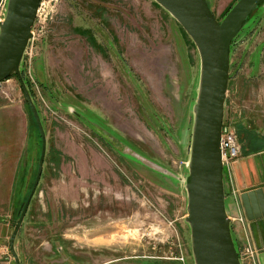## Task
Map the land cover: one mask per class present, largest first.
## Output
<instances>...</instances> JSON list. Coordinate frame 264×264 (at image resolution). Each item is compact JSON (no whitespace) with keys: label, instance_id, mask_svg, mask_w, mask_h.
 <instances>
[{"label":"rangeland","instance_id":"374dc122","mask_svg":"<svg viewBox=\"0 0 264 264\" xmlns=\"http://www.w3.org/2000/svg\"><path fill=\"white\" fill-rule=\"evenodd\" d=\"M236 1L207 3L221 21ZM40 2L20 72L46 154L17 235L54 264H194L184 220L200 75L194 42L155 0ZM0 93L27 118L9 191L0 194V264H15L9 239L41 140L16 75L0 83ZM224 122L241 151L252 136L257 144L264 136V0L231 43ZM225 203L242 252L249 242L237 236L243 223L233 197Z\"/></svg>","mask_w":264,"mask_h":264},{"label":"water","instance_id":"95a60500","mask_svg":"<svg viewBox=\"0 0 264 264\" xmlns=\"http://www.w3.org/2000/svg\"><path fill=\"white\" fill-rule=\"evenodd\" d=\"M40 1L7 0L0 21V82L12 75L17 76L41 140L36 175L9 239L15 264L21 263L14 241L38 186L46 154V134L41 118L20 72ZM155 1L190 36L200 58L185 183L187 204L184 220L190 230L193 261L194 264H241L225 203L220 138L229 80L231 43L263 0H237L221 21L215 18L207 0ZM238 165V161L233 163V171L238 188L243 189L250 181L244 179ZM238 197L248 220L264 216L262 188L241 192Z\"/></svg>","mask_w":264,"mask_h":264},{"label":"crops","instance_id":"0c3cea01","mask_svg":"<svg viewBox=\"0 0 264 264\" xmlns=\"http://www.w3.org/2000/svg\"><path fill=\"white\" fill-rule=\"evenodd\" d=\"M7 99H9V95L7 97L5 94L0 93V194L4 195L9 191V185L16 167L17 148L20 149V142L25 133L21 120H27L22 107L17 103L6 102ZM253 137L250 138V142H246L241 157L237 160L239 162L238 168L244 175V179L250 181L249 185L239 189L234 174L235 182L231 189L239 190L240 193L255 188H262L264 193V136L260 138L261 144H257L258 140ZM250 170H252V173ZM225 190L227 191L226 187ZM233 202L236 203L237 210L244 217L243 224L237 228V236L242 239L246 238L256 250L254 264H264V216L248 220L240 198H234ZM22 228L23 222L19 229L21 233ZM15 239L14 243L16 242L21 264H54V261L49 258L50 253L40 251V245L34 244L31 239V241L24 240L20 238V234ZM1 263L12 264L10 260H4Z\"/></svg>","mask_w":264,"mask_h":264},{"label":"built area","instance_id":"2783aa9c","mask_svg":"<svg viewBox=\"0 0 264 264\" xmlns=\"http://www.w3.org/2000/svg\"><path fill=\"white\" fill-rule=\"evenodd\" d=\"M38 10H39V7L37 9V13H38ZM31 38H32V36H31ZM220 150H221V161H222V166H223L224 186L229 188L227 195L236 199L239 196L240 191L235 190V189H231L232 185L235 182L233 163L236 162L241 157V154H242L241 153L242 152L241 151V144L239 142L238 135H237L234 127L231 126L230 124L225 123L224 117H223V121H222ZM225 192H227V191H225ZM229 217L231 220H233L231 216H229ZM243 219H244L243 215H241L240 211H238V216H237L236 220L243 223ZM238 255H239V259L241 261V264H243V263L254 264V258L256 255V250L250 246L249 242H247V244L243 248V251L238 252Z\"/></svg>","mask_w":264,"mask_h":264},{"label":"trees","instance_id":"16d2710c","mask_svg":"<svg viewBox=\"0 0 264 264\" xmlns=\"http://www.w3.org/2000/svg\"><path fill=\"white\" fill-rule=\"evenodd\" d=\"M12 76H14V75H12ZM10 78V77H9ZM25 101H26V99H25ZM26 103H27V101H26ZM27 105H28V103H27ZM29 107V106H28ZM29 110H30V108H29ZM30 112H31V110H30ZM32 114V113H31ZM32 117H33V115H32ZM33 119H34V117H33ZM35 121V120H34ZM36 124V123H35ZM37 127V126H36Z\"/></svg>","mask_w":264,"mask_h":264}]
</instances>
